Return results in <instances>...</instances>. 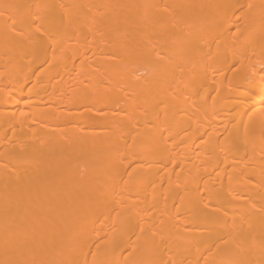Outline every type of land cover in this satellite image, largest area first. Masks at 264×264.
I'll return each instance as SVG.
<instances>
[{
    "label": "bare ground",
    "instance_id": "bare-ground-1",
    "mask_svg": "<svg viewBox=\"0 0 264 264\" xmlns=\"http://www.w3.org/2000/svg\"><path fill=\"white\" fill-rule=\"evenodd\" d=\"M0 264H264V0H0Z\"/></svg>",
    "mask_w": 264,
    "mask_h": 264
}]
</instances>
